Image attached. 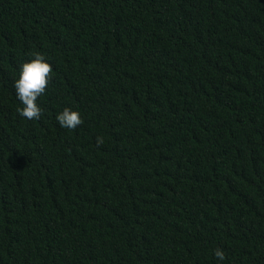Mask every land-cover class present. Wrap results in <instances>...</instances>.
<instances>
[{
	"label": "trees",
	"instance_id": "trees-1",
	"mask_svg": "<svg viewBox=\"0 0 264 264\" xmlns=\"http://www.w3.org/2000/svg\"><path fill=\"white\" fill-rule=\"evenodd\" d=\"M0 264H264V0H0Z\"/></svg>",
	"mask_w": 264,
	"mask_h": 264
},
{
	"label": "clouds",
	"instance_id": "clouds-1",
	"mask_svg": "<svg viewBox=\"0 0 264 264\" xmlns=\"http://www.w3.org/2000/svg\"><path fill=\"white\" fill-rule=\"evenodd\" d=\"M53 68L41 53H34L33 58L20 66L19 78L14 82L16 97L21 102L22 107L17 109L18 114L26 120H39L42 115V109L37 101L45 95L49 83L52 80ZM60 127L75 130L81 126L84 121L78 111L70 108L64 110L56 116ZM103 143L101 137L97 138V144ZM214 256L219 261L225 260V253L222 249L216 248Z\"/></svg>",
	"mask_w": 264,
	"mask_h": 264
}]
</instances>
